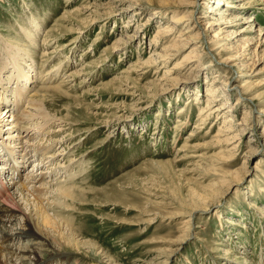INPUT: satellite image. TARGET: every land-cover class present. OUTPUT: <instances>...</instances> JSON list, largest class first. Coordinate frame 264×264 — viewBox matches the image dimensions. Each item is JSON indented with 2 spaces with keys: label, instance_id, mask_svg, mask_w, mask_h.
<instances>
[{
  "label": "rangeland",
  "instance_id": "obj_1",
  "mask_svg": "<svg viewBox=\"0 0 264 264\" xmlns=\"http://www.w3.org/2000/svg\"><path fill=\"white\" fill-rule=\"evenodd\" d=\"M134 2L139 6L129 9ZM167 2L0 0V77L5 87L0 91L13 104L16 87H28L22 90L26 107L30 94L51 88L42 92L46 99L41 107L50 127L22 133L26 148L21 156L28 152L36 162L23 166L17 183L25 179L33 187L28 194L32 201L34 187L51 190L67 173H78L72 186L96 190L83 201L68 200L61 212L49 208L48 213L72 219L76 238L95 243L97 256L88 249L62 245L64 256L49 264H264V212L256 209L264 208V0H196L195 15L176 25L175 18L188 14L193 6ZM70 11L73 14L67 20L62 18ZM156 11L163 14L155 17ZM89 13L94 18L90 26L85 24L91 19ZM221 18L225 21L217 23ZM33 19L39 24L37 30ZM21 26L34 32L33 42ZM167 26L174 27L163 36ZM187 26L191 34L204 29L196 41L217 39L218 47L188 55L200 42L184 39L190 34H182ZM78 27L85 28L73 33ZM2 34L29 49L21 66L29 76L44 73L42 79L38 75L26 85L25 81L16 84L13 63L7 61L10 46ZM174 44L179 48L169 51L174 55L165 60L159 57ZM186 54L194 58V65L175 72L173 65ZM224 57L229 58L223 63ZM208 60L211 65L202 68ZM4 63L6 68L1 66ZM118 79L120 83L115 84ZM241 81L260 96L253 101L244 93L240 96L232 88L242 85ZM106 82L113 84L106 86ZM54 86L60 87L58 91ZM208 89H217L216 99L206 93ZM207 100L214 108L226 100L225 108L218 115L214 110L194 128L200 123L198 110ZM9 104L0 103V118L5 115L9 120L19 113L10 117L13 108L11 113L4 111ZM248 111L246 124L243 118ZM121 114L123 119L114 121ZM229 124L234 127L228 136L238 131L239 138L233 143V154L227 155L217 142L223 133L214 135ZM61 128L64 131L53 139L66 140L59 148L66 153L61 160L66 171L54 176L52 167L57 162L47 159L52 152L48 150L41 161L31 150L38 143L48 145L46 131ZM190 131L197 136L186 139ZM1 135L0 141H5ZM184 143H201V148L186 152L188 157L182 159ZM33 172L41 174L27 178ZM40 196L41 205L52 201Z\"/></svg>",
  "mask_w": 264,
  "mask_h": 264
},
{
  "label": "bare ground",
  "instance_id": "obj_2",
  "mask_svg": "<svg viewBox=\"0 0 264 264\" xmlns=\"http://www.w3.org/2000/svg\"><path fill=\"white\" fill-rule=\"evenodd\" d=\"M168 4L173 5V6L178 5V6H183V7H185V6L190 7L191 5L193 6L191 11L188 12V14H182V15H179L178 17L175 18V21H174L175 25L179 24V23L182 24L185 22V20L192 18L193 15H195L194 14V10H195L194 8L197 6L196 0H193L192 2H189L188 0H169V2H167L166 5H168ZM225 5L231 6L232 3L226 2ZM134 6H139V3L134 2V3L130 4L128 8L130 9V8H133ZM222 6H224V5H222ZM116 7L118 8L120 6L116 5ZM113 8H115V7H113ZM87 9H89V8L87 7ZM97 11L95 10V12H97ZM110 11H112V10H110ZM72 14H73L72 11L67 12L62 18L68 19V17H70ZM155 14H156L155 17H157L158 16L157 14H163V13L156 11ZM88 17L91 18L90 13H89ZM96 18H98V17H96ZM73 20H75V19H73ZM88 21L89 22L85 21L86 25L93 23L94 18L92 17ZM223 21H225V20H222V18H221V20H219V21L217 20V23H221ZM32 23L34 24L33 26H35V28H36L35 30H37V28L39 27L38 22L35 19H33ZM125 26H127V25H125ZM173 27L174 26H170L168 28V26H167L166 28H168V29H167V31L164 32L163 36L168 35L169 34L168 32L173 30ZM190 27L191 26H187L185 31L182 33V34H186V35L188 33H190L187 35L186 38H184L185 40L188 39V41L189 40H191V41L195 40L196 41L199 38L198 36L205 34V31L203 28L202 29L199 28L196 30V32L194 34H191L192 30H190ZM20 28H22L21 30H23L24 34L27 36L28 41L33 42V40L35 39L34 32H31L25 26H21ZM84 28L85 27H78L77 30H75L73 33L78 32V31L81 32L82 31L81 29H84ZM71 30H72V28H71ZM2 35H3L2 40L6 43V46L7 47L10 46L9 49L6 48V50H7V61H9L10 64L13 63L12 65L14 68L12 71V75H16V74L18 75V76L16 75V79H17L16 84H19L20 81H23V82L25 81L24 82L25 85L30 81L32 82V80H30L31 79L30 77H36L39 75V73L34 72L33 73L34 75L29 76L27 73L24 72L25 69L21 66L22 61L25 63V60H26V56H23V55L24 54L30 55V52H28L29 49H27L26 47H21L17 39H15V38L9 39L8 37H6V36H8V34L7 35L2 34ZM172 35H173V33H172ZM180 36H182V35H180ZM217 37H218V35H217ZM153 40L155 43H157V38H155ZM216 40H212V41L209 40L206 43H204L202 40L196 41V42H200V44H198V45L195 44L194 46H196V47H194L190 51H188V53H189L188 55H190L193 51L198 52V51H203L204 49H207L209 51V53H210V51H214V49H216L218 47L217 46L218 43L215 42ZM43 41H44V39H43ZM122 41L120 40V41H117L116 43L120 44V42H122ZM117 44H115L113 46V48L117 49L118 48ZM175 45L176 44H174L173 46L167 47L165 50L163 49V53L160 54L159 57H162V58L164 57V60H165V58L166 59L170 58V55H174V54H171L172 52L171 53L169 52L170 50L171 51H173V50L175 51L176 49L179 50V48L178 47L176 48ZM21 49H23L24 53L21 52L22 51ZM188 55L186 54L183 57L181 62L175 63L173 65L172 69L175 70V72L179 68H181V69L183 68V70L184 69L188 70V69L192 68V66L194 65L193 64L194 58H190L191 56H188ZM228 58L229 57H224L221 62L224 63ZM4 62H6V61H4ZM149 62H150V60H148L146 62V64H148ZM196 62H197V64H201L200 61H196ZM150 65L151 64H148V66H150ZM210 65L211 64L209 63V60H208V62L206 61L204 63V66L202 68H208ZM1 66L6 68L8 65L5 64V66H3V65H1ZM27 66H28V68H31L29 63ZM206 66H208V67H206ZM43 74L39 75V77L41 79L44 77ZM123 78L128 79V77H123ZM120 80L121 79H118L114 83L115 84L120 83ZM184 82H187V81H184ZM241 83H243V84L240 86L235 85L232 88V89H235L236 92L239 91L240 96H242L241 93L249 95L248 98L251 101H253L254 99H257L260 96L259 94H254V92H251L252 87L248 82L244 83L243 81H241ZM104 84L106 86H108V85H112L113 83L112 82H106ZM224 84H226V83H224ZM24 88H28V87H20V85H18L16 87V89H15L16 90L15 91V100H14L13 104L8 99V96H6V94L3 92L4 90L0 91L1 92L0 103H5V104L8 102L10 103L9 104L10 107H9V105H7L6 108L4 109V111L6 110V113H9V112L11 113L12 109H10V108H13V110H14L11 113L10 117L12 116L13 113H16L20 110L19 113L12 116V119L6 120V118H4L5 115L0 118V135H1L2 131L5 132L4 136H3V134L1 135V138H3L5 141H0V148H1V151L5 152L10 157L14 158L13 162L15 163L17 170H19V168H21L20 170H22V171H23V166L26 163H30L31 165L35 166L34 162H36L35 158H34V160L30 159L31 156H34L33 154L31 155V154H28V152H24V153H22V156H21V151L26 148V147L24 148L23 147L24 144H22L23 143L22 133L27 131V130L31 131L33 129H37L40 131L45 130L46 127H43L44 125H47V127L49 129L50 121L48 118H46L47 114L42 113L41 107H42V104L45 102V99H46L45 98L46 93L43 94L42 92H44L48 89H51V88H44V89H40L39 91L33 92L32 93L33 95L30 94L31 97L29 95V98H30V99H28L29 102L28 101L26 102V105L27 104L28 105L25 107L22 104L23 100H24V98H23L24 93L22 92V90ZM59 88L54 86V88H52V89H54L55 91L56 90L58 91ZM0 89H5L4 79L2 77H0ZM217 89H215L214 91H212V89H208L209 91H207L206 93H208V95L211 96L212 98H215ZM1 100H3V101H1ZM211 102L212 101L207 100L205 106L201 107V109L198 110L199 112L197 115L199 116L198 120H200V123L198 122L197 124H195L194 128H197V126L200 124H204L206 122L205 121L206 118H209V116L212 113L213 114L216 113L218 115L219 114L218 110L225 108L224 105L226 104V100L221 105H218L215 108L210 106ZM22 105H23V107H22ZM27 108H29V109H27ZM214 110L216 111L215 113H214ZM250 113L251 112L248 111V115L243 118V120L245 121L246 124L249 122L248 118L251 116ZM261 113L264 114V110H262ZM124 116H125V114H121L120 116H117L114 121L120 120L121 118L123 119ZM50 118H52V117H50ZM38 120H40V121H38ZM58 120H60V118ZM64 121H66V120H64ZM232 121H233V119L229 116L227 119V122L231 123ZM241 123H243V122H241ZM57 125H59V124H57ZM232 127H234L233 124H229V126L227 127L228 129L225 130L227 133H224L225 131L222 132V130H221L219 133H216V135H214L216 137V136H219L223 133L222 135L224 137L222 139L218 138L217 142L219 144H221L222 146H224V148L222 150H224L223 152H225V151L228 152L227 155L233 154L232 153L233 151H231V150L234 147H236V144L233 145V143H234V141H236L239 138L238 137L239 136L238 131L234 132V135L228 136V132H232L231 131ZM61 130H63V128L58 129L56 131H50V130L46 131L45 135L47 137V140L50 141L49 143H47L48 145L44 144V142L42 143V145H40V143H38V144L33 145V148L31 150V151H34V153H37V156L40 157L41 161L44 159V155L48 154V150L52 152L50 155H48L47 159L48 160L50 159L51 161L56 160V162H57L56 168L53 169L54 166L52 167V171H53L54 176L57 175L62 170H64V172L66 171V168H65L66 165L63 168L61 167V166H63V165H61V163H63V161L61 162V160H63L64 156H66V153L64 151H63L64 153L59 152V148L63 146L62 144H64L66 142V140L59 141L58 139L57 140L53 139L54 136H57V134H59L58 132H60ZM97 130H98V128H97ZM234 131H236V129ZM68 135L65 136V138L67 140H72L71 139L72 137L69 138ZM195 136H197V135H195L192 131H190L188 136L186 137V139L193 138ZM184 144L185 145L182 146V149H180V152H182V159H185L186 152L192 151L193 149H196V148H198V149L201 148L200 147L201 143L200 144H193V145H190L188 143H184ZM18 146H22L23 148L18 150L17 149ZM17 158H21V162ZM58 158H59V160H58ZM2 160L3 159L0 160V167L2 168L0 171V181H1L0 183L3 186V187H0V264H28V263H30V264H49L51 260H54V259L56 260V259H58V257L64 256V255H62V253L64 252L62 250L63 249L62 245H65V247L80 249V250L88 249L89 254L91 253V254L97 256L98 248L96 247L95 243H92L90 241H81V240L76 238L75 233H74L75 227L72 224V219L55 217V216L50 215L48 213L49 208L52 209L54 212H61L62 210L66 209V207H68V205H65V203L68 200L69 201L72 200L73 202L85 200L87 198L86 195L95 189L83 190L82 187L72 186L75 183V178L77 177L78 173H72V174L67 173V177L63 178L65 180H62L60 178L61 181L58 180L57 183L54 184V185H56V187L51 189V190H49L50 187L45 188V189H43L44 186H43V188L40 187L41 189L34 187L33 190L35 191L36 194L34 195V200L32 201L28 197V194L30 193V190H31V189H29V187H32V186H28L27 184H25V182H24V181H26L25 179L23 182L18 184L17 183L18 180L14 179L13 177L10 178L11 174H8V169L4 166V164H3L4 162ZM58 163H60V164H58ZM158 163H161V161H159ZM47 164H48V162H47ZM51 164H52V162H51ZM39 168L41 169V167H39ZM36 172L35 173L34 172L33 173H27V178H28L29 174H30L29 175L30 179H34L41 174V173H36ZM44 175H45V173H44ZM5 178L6 179L10 178V180L7 181L6 185L3 182V181H5ZM54 183H55V181H54ZM39 194L45 195L44 197L46 199H51L52 201H49V202L47 201L48 203L45 206H44V204L41 205V199H40L41 196ZM46 194H47V196H46ZM193 196L196 197V193L194 191L192 193V197ZM198 198H200V194L198 195ZM205 200H206V198H205ZM199 201H200L199 203H203L204 199H201ZM194 203H196L195 206L197 204L200 205L196 201H194ZM62 206H64L65 208H61ZM256 209H258V212H262V213L264 212V208H262V206H258ZM194 211H198V210L193 209L191 212H194ZM50 229L53 230L55 233L54 234L51 233L49 231ZM156 264H159V263H156Z\"/></svg>",
  "mask_w": 264,
  "mask_h": 264
}]
</instances>
